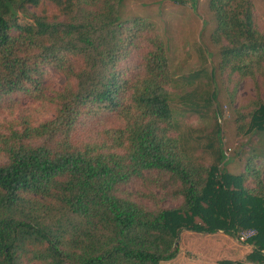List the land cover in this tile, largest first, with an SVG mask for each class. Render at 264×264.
I'll use <instances>...</instances> for the list:
<instances>
[{"label":"trees","instance_id":"1","mask_svg":"<svg viewBox=\"0 0 264 264\" xmlns=\"http://www.w3.org/2000/svg\"><path fill=\"white\" fill-rule=\"evenodd\" d=\"M119 1L0 0V109L13 113L26 99L49 113L0 122V264H173L186 233L239 242L243 230L255 235L239 243L264 264V30L252 3L207 2L221 79L233 91L255 84L254 107L237 109L234 124L263 146L250 147L234 175L221 168L220 148L209 167L186 156L177 122L185 111L169 99L159 31L143 17L119 21ZM197 50L207 65L206 48ZM214 68L210 98L197 106L181 97L182 109L210 108ZM51 69L63 78L59 90ZM213 117L217 140L207 137L205 149L220 140L218 106ZM109 119L122 124L107 126ZM143 183L169 190L180 205L142 207L125 189Z\"/></svg>","mask_w":264,"mask_h":264},{"label":"rangeland","instance_id":"2","mask_svg":"<svg viewBox=\"0 0 264 264\" xmlns=\"http://www.w3.org/2000/svg\"><path fill=\"white\" fill-rule=\"evenodd\" d=\"M249 1L253 6L257 28L261 32L264 30V0ZM207 2L208 0H120L117 17L119 21L143 17L159 31L165 46L172 78V83L168 87L169 99L172 107L178 110L177 112L185 111L183 114H179L177 122L178 132L183 135L186 141L184 144L186 156L209 167L216 162V152L220 148L225 160L221 168L227 173L236 175L240 173L243 163L249 155V148L263 146V144H259L256 135L237 133L234 124L237 109L241 110L243 114L249 108L254 107L251 106V102L254 98L255 84L242 82L233 91V85L230 87L226 80L221 79V72L216 69L219 62V47L214 45L210 39L215 22L208 10ZM199 45L207 50L209 57L207 65L202 66L197 50ZM208 64L215 67L213 70L218 83L215 84V100L210 102L208 110L192 112L182 109L181 97L193 96L192 103L197 106L202 105L201 99L207 98V94L210 98L212 88L209 86V82H206L210 72ZM199 70L203 74L195 80L191 79V83H187L189 79L186 76ZM50 75L52 87L59 90L62 87L63 78L52 69ZM232 95L233 103L232 106H229L226 99L228 97L231 99ZM216 106L225 117L220 123L222 127L220 140L212 148L205 149L207 137L217 140L215 136L216 120L213 117ZM29 112H32L38 121L49 116V113L46 110H41L39 105L30 104L29 100L24 99L21 102V107L13 113L0 109V122L11 123ZM105 123L107 126L115 127L122 124L119 119H115V121L109 119ZM217 123L219 124L218 118ZM102 126L95 124L93 127L95 130H99ZM249 139H251L250 142ZM237 153H240L239 156ZM125 191L129 193L131 200L152 211L157 207L173 209L179 206L182 201L181 198L174 195L170 197L169 190L153 188L152 185L144 183L143 185H130ZM190 234L186 233L182 237L180 242L181 258L176 259L173 264H219L218 262L221 260H227L229 263L232 261L233 264H257L254 257L261 259L260 256L252 252L251 248L229 237L216 235L213 238H203L197 234Z\"/></svg>","mask_w":264,"mask_h":264},{"label":"built area","instance_id":"3","mask_svg":"<svg viewBox=\"0 0 264 264\" xmlns=\"http://www.w3.org/2000/svg\"><path fill=\"white\" fill-rule=\"evenodd\" d=\"M255 235V231L254 230H243L240 231L238 234V241L239 242H246L248 239H250L252 236Z\"/></svg>","mask_w":264,"mask_h":264},{"label":"crops","instance_id":"4","mask_svg":"<svg viewBox=\"0 0 264 264\" xmlns=\"http://www.w3.org/2000/svg\"><path fill=\"white\" fill-rule=\"evenodd\" d=\"M213 238V237H212Z\"/></svg>","mask_w":264,"mask_h":264}]
</instances>
